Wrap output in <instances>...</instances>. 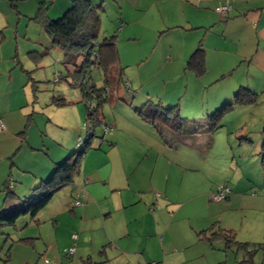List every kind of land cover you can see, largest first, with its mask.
Returning a JSON list of instances; mask_svg holds the SVG:
<instances>
[{
	"label": "rangeland",
	"instance_id": "1",
	"mask_svg": "<svg viewBox=\"0 0 264 264\" xmlns=\"http://www.w3.org/2000/svg\"><path fill=\"white\" fill-rule=\"evenodd\" d=\"M118 2L124 6L125 11L120 17L118 8L116 11L105 8V12L101 14L99 40L118 34L121 22L129 26L135 41L129 42L126 34L122 35L118 41L116 64L122 67L125 82L130 88L120 85L115 101L112 104L105 103L102 111L105 121L113 120L114 117L118 127L124 128L145 143V149L132 151L118 147L113 152L134 163L145 155L141 167L138 162L135 164L142 170L133 171L140 173L145 181H136L131 188H144L150 216L148 220L154 224V216L160 226L169 217L168 214H171V202L186 200V207L192 206L193 212L198 213L203 210L200 206L201 195L188 197L192 191L210 188V185H213L212 192H216L217 186L229 188L226 200L211 201L214 205L225 206L230 203L228 216L226 212L223 213L222 208H211V215L220 222L214 221L215 229L220 227L234 230L235 240L246 244L241 249L231 245L226 251L215 250L216 252H208L207 255L201 253L200 249H209L210 244L188 245L183 255H172L171 262L264 264V162L261 154L264 138V84L254 104L236 106L223 117L220 128L210 133L205 130L204 125L207 126L209 117L223 103L207 108L204 102L207 97L212 102V92L208 88L203 89L202 80H197L199 84H192L190 81L193 77L190 75L166 79L165 75L168 76L170 72L175 75L179 70L177 67L163 66L160 59L165 45L151 40L148 34L151 25L145 24V17L135 25L129 24L135 16L129 0ZM51 16L54 18V15ZM165 40L177 43L174 35ZM7 46L8 44L3 46L0 53L5 54ZM42 49L41 54L32 55L25 47L22 49V55L26 59H21L24 73L21 72L24 79L21 93L25 99L18 110L12 111L17 112L10 128L13 131L1 132L0 135V189H3L5 181L8 180L7 192L13 191L17 197V200H11L5 196L6 192L0 194V207L3 212H11L21 207L24 198L31 196L30 190L40 184V178L49 176L52 169V163L49 164L50 157L58 159L61 155L60 149L69 154L71 149L77 147L79 139L81 146L86 139L83 128L85 109L84 103L80 102L79 92L69 87L64 79L59 83L56 81L58 73H64L63 52L55 48L42 55L46 52L44 47ZM25 71L29 72V77ZM29 78L33 79L35 87L28 81ZM93 79L100 86L102 80L98 73H94ZM52 96L62 97L74 104L57 107L53 104L55 98ZM184 102L191 104L189 108H185ZM145 103L160 110L178 104L180 117L189 121L187 135L176 136L162 129L161 136L156 128L141 121L135 110H143ZM147 109L146 107L145 110ZM194 130H200L198 137L195 134L188 135ZM108 133L100 140L104 131L98 127L95 138L91 140L92 149L102 146L103 151L112 140ZM21 143L23 146L19 147ZM62 143L63 147L60 145ZM187 154L192 160L190 171L186 172L189 174L184 176L185 172L182 170L185 168L184 162L188 160ZM78 181L76 178L75 186ZM71 189L72 186H66L55 193L50 204L35 218H30L28 214L23 215L15 221L13 227L5 226L0 229V264H44L45 259L51 264H163L159 246V239L162 237H156L158 243L152 237L145 238V258L141 252L121 257L119 249H115L116 244L109 243L100 248L107 241L99 228L88 233L89 238L84 241L80 231L81 221H77L73 215L70 216L68 211L63 216L59 215L58 220H50L48 211L49 214L56 211L58 204L64 201L63 198L71 196ZM217 224L223 225L221 227ZM185 230V227L175 229L171 234L172 238L169 237L168 240L177 246H180V242L189 243L188 240L192 237ZM72 234L80 238L76 242V252L66 257L63 251L72 245V241H67ZM30 238L32 240L26 244L18 242ZM163 244L165 249L170 243L164 241ZM220 244V241L213 243L215 248ZM248 254L251 255L250 260ZM128 258H131L130 263H124Z\"/></svg>",
	"mask_w": 264,
	"mask_h": 264
},
{
	"label": "crops",
	"instance_id": "2",
	"mask_svg": "<svg viewBox=\"0 0 264 264\" xmlns=\"http://www.w3.org/2000/svg\"><path fill=\"white\" fill-rule=\"evenodd\" d=\"M71 1L0 0V49L8 44L5 54L0 53V126H2L0 135H2L1 132L13 131L10 128L17 117L15 116L17 112L12 111L18 110L25 99L21 93L24 83L21 59H26L22 55V49L25 47L28 53L39 54L42 53L43 47L44 50H52L49 47L50 42L47 35L42 31V26L34 20L35 15L39 8H42L46 10L50 19H57L70 7ZM90 1L93 4L102 5L104 12L106 7L113 10L118 8L120 17L125 11L124 6L119 4L118 0ZM225 1L129 0L132 12L135 14L129 24L135 25L145 17L147 21L145 24L151 25L148 33L151 40L154 39L155 43L165 45L161 50L160 59L163 66L177 67L179 70L175 75L170 72L171 75H165V78L173 79L174 76L190 75L193 77L190 81L192 84H199L197 80H202L203 89L208 88L212 92L210 96L212 102H209L208 97L204 102L209 109L212 105L216 107V105L231 101L240 87L259 94L264 84V0H228L231 9L227 18L223 19L214 12V9ZM51 15H54V18ZM121 24L118 34H113L116 37L117 53L119 51L118 41L122 35L126 34L129 42L135 41L129 26L123 22ZM173 35L177 38L176 44H173L171 40L169 42L165 40ZM198 47L204 51L205 73L201 77H197L192 71L186 69L188 59ZM190 105L184 102L186 109ZM104 122L112 128L108 133L111 134V142L103 151L90 149L84 154L80 161V171L75 177L79 180L77 186L74 185V179L71 185V196H65L64 201L58 204L56 211L51 214L48 211L49 219L58 220L59 215L63 216L65 211H68L70 216L73 215L77 221H81L80 231L84 241L89 238L88 233L99 228L107 241L100 248L109 243L116 244L115 249H119L121 257L141 252L145 258V238L150 239V237L157 243L156 237H162L159 239V246L163 264H174L170 257L177 254L183 255L188 245L210 244L209 249L200 247L201 253L204 252L206 255L208 252L229 249V247L225 248L223 241L219 238L209 242L199 237L200 233L206 231V236H209L220 228L215 229L214 221L218 220L211 215L212 207L222 208L226 216L230 210V203L225 206L211 203L210 194L213 191V185H210V188L194 190L188 196L194 198L201 195L202 211L194 213L192 206L186 207V200H176L171 202L173 205L171 214H168L169 217H166L162 226L154 216V224L148 220L150 216L146 207L148 201L145 202L144 188H131L136 181H145L140 173H133L134 169L142 170L140 167L144 163L145 155L138 159L139 167L135 166L137 162H128L113 153L118 147L129 148L132 151L145 149V143L124 128L118 127L114 117L113 120L106 121L104 117ZM58 125L63 127L60 123ZM60 145L63 147V143ZM22 146L21 143L19 147ZM65 151L60 149L61 155L56 160L50 157L49 164L52 163L53 166L54 163L63 160L67 155ZM187 157L188 160L184 162L185 168L182 170L185 172L184 176L189 174L186 172L190 171L189 167H191L192 159H189L188 154ZM44 179L40 178V182ZM82 189L84 190L83 198L80 199L82 204L74 209L71 207V202L73 203ZM73 209L76 211L74 212ZM128 226L132 228L128 229ZM180 227H185V231H188L187 234L192 238L188 240L189 243L180 242V246H177L168 238H172V232ZM70 237L67 241H71ZM79 238L77 235V241ZM164 241L170 243L165 248L167 250L164 249ZM215 241L221 242L217 248L213 245ZM130 261L131 258H128L124 263H130Z\"/></svg>",
	"mask_w": 264,
	"mask_h": 264
},
{
	"label": "trees",
	"instance_id": "3",
	"mask_svg": "<svg viewBox=\"0 0 264 264\" xmlns=\"http://www.w3.org/2000/svg\"><path fill=\"white\" fill-rule=\"evenodd\" d=\"M102 12H104L102 10V5L93 4L90 0H72L70 7L57 19H50L47 16L46 10L42 8H39L34 17V20L42 26L47 35L50 42V49L56 48L63 52L62 66L64 73H58L56 81L59 83L61 79H64L69 87L79 92L80 102L84 103L85 109L83 128L86 139L82 146L81 140L79 139L76 148L71 149L63 160L53 164L49 176L30 190L31 196L24 198L21 207L15 208L11 212H3L2 207H0V229L5 226L13 227L15 221L23 215L28 214L30 218H35L36 215L47 206L55 193L73 184L75 177L80 171V161L82 157L88 150L92 149L91 140L95 138V130L98 127L103 129L104 134L100 140H103L105 134L112 130V128L104 122L102 108L105 103L112 104L115 101L114 99L117 97L120 85H126L128 83L125 82L122 67L116 64L118 58L115 49V35L105 36L99 40ZM227 16L220 17L225 19ZM45 51L46 52L42 55L47 54L49 50ZM30 55H32V53H30ZM186 69L192 71L197 77L204 75V51L200 47L191 54L186 63ZM95 72L101 77L102 82L100 86H97L93 79ZM25 73L28 77L30 76L29 72L25 71ZM28 81H31L33 87H35L33 79L29 78ZM129 88L128 84V89ZM258 95L259 94L253 93L247 88L240 87L230 102L223 103V105L209 117L207 126L204 125L205 130L210 133L214 132L216 129L220 128L221 121L225 115L231 112L236 106L248 103L254 104ZM52 97L55 98L53 104L57 107H66L74 104L71 101H65L62 97ZM144 105L143 110L136 109L135 111L141 121L156 128L161 136L163 135V130L176 136L187 135L189 121L186 118L180 117L178 113V104L168 106L164 110L157 109L155 106H149L147 103ZM146 107L148 108L147 110H145ZM158 125L161 128L157 127ZM106 128H108V130H105ZM200 130H194L188 135L192 136V134H195L199 136ZM96 149H101V146L96 147ZM261 154L264 162V138L261 144ZM8 182V180L5 181L1 193L6 192V197L11 200H17L15 192L10 190L7 192ZM218 187L221 186L216 187V192ZM216 192H211V201L212 196ZM81 193L84 195L83 189ZM82 198L83 196L78 200ZM75 199H77V196ZM226 199L227 197H225L224 200ZM81 204L82 202H80V205ZM72 207L78 206L72 205ZM199 237L209 242L219 238L223 241L225 248L236 245L241 249L246 246V244L239 243L235 240V232L233 230L218 228L209 236H206L205 231L200 233ZM31 240L32 239H21L18 240V242L26 244ZM71 241L72 244L76 246L77 239L74 241L71 239ZM248 255L250 260L251 255ZM65 256L68 257L67 255Z\"/></svg>",
	"mask_w": 264,
	"mask_h": 264
},
{
	"label": "built area",
	"instance_id": "4",
	"mask_svg": "<svg viewBox=\"0 0 264 264\" xmlns=\"http://www.w3.org/2000/svg\"><path fill=\"white\" fill-rule=\"evenodd\" d=\"M49 2H51L52 0H48ZM231 9V4L229 1H225L224 3H222L221 5H219L218 7L215 8V12L220 15L221 17H225L228 15L229 11ZM126 87H128V84L125 85ZM105 130H108V128H106ZM229 194V189L225 188V187H218L217 192L212 196V200L215 202H219L225 199V197ZM77 199H75L72 203L73 206H79L80 205V200H78L79 198H81L83 196V193H78L77 195ZM71 239L74 241L77 239L76 235H72ZM75 251V244H72L68 249L64 250L63 253L67 256H70L74 253ZM44 264H51L50 261L48 260H44Z\"/></svg>",
	"mask_w": 264,
	"mask_h": 264
}]
</instances>
